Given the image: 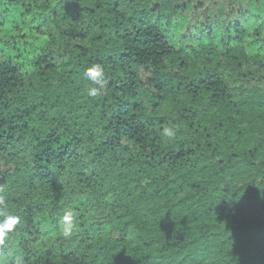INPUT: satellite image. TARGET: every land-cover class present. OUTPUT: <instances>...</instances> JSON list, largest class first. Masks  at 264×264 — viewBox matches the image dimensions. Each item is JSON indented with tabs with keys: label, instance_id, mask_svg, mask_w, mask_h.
Returning <instances> with one entry per match:
<instances>
[{
	"label": "trees",
	"instance_id": "1",
	"mask_svg": "<svg viewBox=\"0 0 264 264\" xmlns=\"http://www.w3.org/2000/svg\"><path fill=\"white\" fill-rule=\"evenodd\" d=\"M0 188L10 261L264 264V0H0Z\"/></svg>",
	"mask_w": 264,
	"mask_h": 264
},
{
	"label": "clouds",
	"instance_id": "2",
	"mask_svg": "<svg viewBox=\"0 0 264 264\" xmlns=\"http://www.w3.org/2000/svg\"><path fill=\"white\" fill-rule=\"evenodd\" d=\"M225 75L227 76V73ZM83 76L91 84L86 91L87 96L90 98L102 95L109 83L105 68L101 62L91 63L84 70ZM177 131L176 126L173 124L163 127L161 135L168 140H172L177 135ZM2 191V188H0V192ZM21 223V216L9 211L5 196L0 194V264H23L22 257L10 261L8 254L4 251L8 247L10 234L16 231ZM60 224L62 225V237L71 239L75 232L79 230V220L75 210L71 208L65 209Z\"/></svg>",
	"mask_w": 264,
	"mask_h": 264
}]
</instances>
